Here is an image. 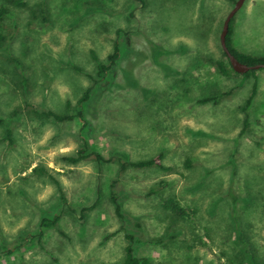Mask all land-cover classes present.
I'll list each match as a JSON object with an SVG mask.
<instances>
[{
	"label": "rangeland",
	"instance_id": "obj_1",
	"mask_svg": "<svg viewBox=\"0 0 264 264\" xmlns=\"http://www.w3.org/2000/svg\"><path fill=\"white\" fill-rule=\"evenodd\" d=\"M236 1L0 0V264H123L128 243L153 264H264V68H229ZM234 18L235 47L264 55V0ZM82 148L102 160L66 159ZM158 155L169 169L122 168Z\"/></svg>",
	"mask_w": 264,
	"mask_h": 264
},
{
	"label": "trees",
	"instance_id": "obj_2",
	"mask_svg": "<svg viewBox=\"0 0 264 264\" xmlns=\"http://www.w3.org/2000/svg\"><path fill=\"white\" fill-rule=\"evenodd\" d=\"M142 2H145V0H140ZM41 12V16L46 19L47 14L46 12H49V8L47 7H42L40 9ZM5 13V6H1L0 7V18L2 17V15ZM234 17L231 20L230 23V28H229V33L227 35V44L228 47L230 49V51L243 63H246L248 65H255L258 63H264V55H256V54H252V53H248L245 51H241L238 48L235 47V45L233 44V32H234ZM92 55L93 57L97 60V56L95 55V53L92 51ZM224 55H226L227 59H228V63H229V68L231 70H233L234 72H237L233 69L230 60L227 56V54L224 51ZM120 56V46L118 44V42H115L114 44V50L112 53H110L108 55V59H109V64H105V63H98V75L101 79L106 77L107 71L111 68V66H113L114 64H116L118 58ZM218 66L220 68V70L224 73V74H229V68L223 63V62H218ZM262 69V68H260ZM257 69H252L249 70L248 72H245V74H251L256 72ZM27 80V78L23 77V81ZM90 91H91V87L87 88L82 96L79 98L78 102H77V106H82V104L84 102H86L89 98H90ZM257 91V83L255 82L251 91L250 96L247 98L246 103L243 107V110L246 114V118H247V108L251 105V101L253 100L255 94ZM228 94V92L223 93V94H212L210 96H207L205 98H202L199 100L200 103H206L209 101H213L214 103H217L219 98L222 95H226ZM43 114L45 116H52L54 117L56 120L59 121H65L68 119H72L75 117L74 114H58L56 112L53 111H45L43 112ZM82 115L81 110L79 112H77V116ZM0 122H2V120L0 119ZM5 137H2L0 139L1 140H7L8 143L12 144L14 142L13 136H12V130L11 128H8L5 135ZM89 157H93L96 160L100 161L102 160V155L99 153H86V149L82 148L80 149V151L78 152L77 155L75 156H67L66 159L71 162V163H78L81 160L85 159V158H89ZM162 155H158L152 159H148V160H139V161H130L128 163H122V168H126L128 165L132 166V167H147V166H152V165H157L160 166L162 169H169L167 166L163 165L162 161H161ZM40 172V173H44L47 172L46 169L44 168H39V167H35L33 172ZM56 182L58 183L59 181L56 180ZM162 184L163 181H162ZM231 196L233 197V201L236 203L237 202V197L231 192ZM164 207L171 210L173 212V214L175 215V217H180V218H189L192 216L193 211L190 210L189 208H187L186 206H184L179 199H177L175 196H170L164 199ZM116 211L118 214H120V205L117 204L116 206ZM58 216H54L53 218H49V217H44L42 219V224L45 226H55L57 225V221H58ZM128 238L131 240L132 236H128ZM230 264H240L235 262L233 259L230 260L229 262ZM123 264H153V262L148 258V257H138L134 254V248L132 246L131 243H128L125 247V258L123 261Z\"/></svg>",
	"mask_w": 264,
	"mask_h": 264
},
{
	"label": "water",
	"instance_id": "obj_3",
	"mask_svg": "<svg viewBox=\"0 0 264 264\" xmlns=\"http://www.w3.org/2000/svg\"><path fill=\"white\" fill-rule=\"evenodd\" d=\"M246 0H237L234 7L231 9L229 14L224 20L223 28L221 31L220 39L221 45L225 53L227 54L233 69L239 73H245L252 69L264 68V63H258L255 65H248L241 62L229 49L227 44V35L229 33L230 23L232 18L235 16L237 11L244 5Z\"/></svg>",
	"mask_w": 264,
	"mask_h": 264
}]
</instances>
